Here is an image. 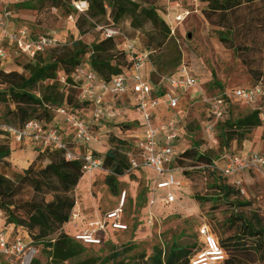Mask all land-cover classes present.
<instances>
[{"label":"rangeland","instance_id":"obj_1","mask_svg":"<svg viewBox=\"0 0 264 264\" xmlns=\"http://www.w3.org/2000/svg\"><path fill=\"white\" fill-rule=\"evenodd\" d=\"M66 1L61 0L59 7H53L51 0H31L29 3L11 7L14 13L13 19L9 22L11 29L23 28L31 36H51L58 41L57 47L46 51L39 61L47 62L52 54L59 56L72 53L75 42H81L90 48L102 38V32H105H99L97 28L103 30L110 28L120 32L122 37H119V40L125 37L131 41L135 50L149 52L144 68L146 75L156 84L176 70L172 65L178 57V66L184 64L187 67L191 75L198 80V85L207 97L223 96V94L231 96L235 89L254 87L259 82L264 85V27H255L248 31L239 30L250 16L264 15L262 2L255 3L258 9L256 11H250L243 6L229 13L227 21L231 23L229 25L232 23L235 25V31L232 33L209 24L199 13L204 8L200 2L194 6L190 0H174L172 1L174 10L179 8L193 13L177 27L174 37L169 38L160 49L152 51L146 45L152 35L150 25L144 26L142 30H134L127 19L114 24L111 19L104 16L89 20V24L80 31L78 19L83 14H79L72 7V3ZM151 3L153 4L154 1L152 0ZM221 37L233 42V47L229 48V43H226L228 47L224 45L220 41ZM9 49V62L3 69L8 73L16 72L28 76L25 68L37 63L36 57L30 59ZM56 80L59 84V92L73 94L76 97L72 88L62 83L59 74ZM49 83L38 84L31 92L39 96L40 91ZM197 93L195 88L188 94L177 93L178 108L171 112L160 106L159 117L166 120L171 119L173 115L180 120L183 117L186 132L184 139L178 143L179 151L185 148L196 149L199 153L216 158L221 151L219 140L217 147L210 148L204 139L200 127L206 120V108L197 98ZM111 102L119 115L111 122H102L99 127H93L92 134L97 140L87 146H80L76 151L78 156H82L87 151L96 153V156L102 158L108 151L119 155H124L125 152L135 153L137 139H134V135L140 129V116L135 113L129 97L113 99ZM13 108L10 102L0 103V130L3 126H16L8 114ZM254 111L259 113L261 125L253 129L240 146L236 142H231L229 145L231 150L239 155H243L244 151H250L251 154L264 156V98L250 104L231 98L227 117L217 125L219 136L220 128L226 121L244 118ZM53 116L55 119L53 125L68 141H71L72 138H69L70 135L66 136V131L70 134L72 129L65 116L55 112ZM124 126H129L130 129L126 130ZM15 148L21 150L22 147ZM184 166L182 176L178 172L174 173L175 180L181 181L183 185L171 190L175 202L167 206L158 198L154 206H149V199L152 197L149 189L152 184L151 179L154 177L151 171L129 170L118 178L116 194H113L106 185L105 178L108 171L104 168L84 174L72 191L75 201L72 212L77 213V219L74 222L70 221L62 231L71 238L83 234L91 222L102 219L106 213L118 208L123 193H125V202L122 207V221L127 225L128 230L117 232L108 227L105 233L106 241L102 246L94 245L86 248L85 258L101 259L96 264H148L156 251H160L164 259L173 246L185 248L192 255L197 247L202 245L198 237L201 226H207L219 242L220 236L225 239L238 234L239 222L234 226L231 225L234 217H242L257 229H264V177L259 174L244 176L242 178L244 195L238 192L225 198L213 189L215 182L223 183L221 178L218 179L202 168L194 169L190 162ZM13 169L14 172H22L16 167ZM3 170L4 168L0 166V173ZM160 192L165 193L164 190ZM30 198V191H25L15 200L19 202ZM47 200L50 201L51 198L48 197ZM239 204L246 205L239 206ZM21 237L27 245L26 253L32 256V260H37L38 263L35 264H52L43 244H30L29 239ZM246 242L248 246H252L250 247L252 252L249 250L250 252L243 255L236 254L238 264H264V255L253 253L255 241L247 239ZM113 254H117V258H113ZM0 264L11 263L0 258Z\"/></svg>","mask_w":264,"mask_h":264},{"label":"trees","instance_id":"obj_2","mask_svg":"<svg viewBox=\"0 0 264 264\" xmlns=\"http://www.w3.org/2000/svg\"><path fill=\"white\" fill-rule=\"evenodd\" d=\"M51 1L53 7H59L61 3V0ZM72 1L85 2L88 5L87 11L78 19L80 31H83V28L89 24V20L107 16L114 24L129 20L130 26L134 30H142L144 26L150 25L152 35L148 38L146 45L152 51L160 49L169 38L174 37L171 36L169 25L164 19L165 7L159 5L157 0H153L154 5L151 3L152 0H67L66 2L72 3ZM199 2L204 5L199 13L209 24L234 33L235 25L233 23L229 25L231 23L227 21L229 13L243 6L250 11H256L258 9L255 3H264V0H198ZM231 18H233L232 15ZM255 27H264V15L250 16V19L243 23L239 30L248 31ZM220 41L224 45L229 43V48L233 47V42L226 38L221 37ZM72 49H74L72 53L68 52L65 55L52 54L47 62L39 61L43 54L37 56V63L25 68L28 76L16 72L0 71V103L10 102L14 106L13 110L8 111L13 124L16 125L12 127H21L31 120L38 121L44 128L53 126L55 120L53 113L58 114L57 111L60 109L67 114L78 115L87 121L93 104L79 102V82L75 80L74 76L76 69L87 55L92 72L103 83H109L113 78L123 76L130 66L128 54L120 50L113 39L101 38L90 48L81 42H75ZM178 64L179 58L176 57L175 63L172 65V68H176V70L169 77L177 76L181 67V64L179 66ZM57 74L61 76L63 84L72 88L76 97L73 94L59 92ZM146 78L154 83L150 77ZM46 82L50 83L40 91L39 96L31 92L36 85ZM257 85L264 89L261 82ZM230 99L226 96L223 97L226 103V117ZM260 125L261 121L257 111L235 121H226L220 128L221 134L219 136L217 134L219 147L221 150H231L229 146L231 142H236L240 146L247 140L250 132ZM124 127L126 130L130 129L129 126ZM185 129L184 124L179 130V142L184 139ZM200 129L202 131V125ZM11 147V141L0 130V166L4 168L0 173L2 229L12 227L13 235H16L17 232L25 233L30 244H43L52 264H96L101 260L100 258H85L86 248L94 245L83 244L62 231V228L70 222V215L75 206L72 191L83 177V161L80 159L66 161L63 152L53 148L34 149L36 156L33 161L25 170L17 173L14 172L12 164L8 161ZM92 155L94 158L103 160V168L108 171L105 178L106 185L113 194H116L118 178L130 170L129 154L125 152L124 155H119L116 152L108 151L103 158L96 156V153H92ZM214 158L199 153L196 149L185 148L179 151L176 157V166L181 169L180 175L182 176V168L190 162L194 169L202 168L217 176L218 179H222L223 183L215 182L213 186V189L222 197L228 198L232 194H238L239 190L229 178L222 177L209 168ZM25 191H30L31 198L17 202L15 199ZM48 197L51 198L50 201L47 200ZM244 205L246 204H239V206ZM234 220L231 225L234 226L236 222H239L238 234L225 239L220 236L219 242L215 238L224 252V259L220 264H238L236 254L243 255L251 250L252 246L247 245V239L255 241L253 253L258 252L264 255V229H257L242 217H234ZM106 237L103 234L100 235L101 244L95 246H102ZM202 249L203 246L199 245L191 255L189 250L173 246L164 259L161 252L156 251L149 259L148 264H190ZM117 256V254H113L112 257L117 258ZM35 263H38L37 260L32 261V264Z\"/></svg>","mask_w":264,"mask_h":264},{"label":"built area","instance_id":"obj_3","mask_svg":"<svg viewBox=\"0 0 264 264\" xmlns=\"http://www.w3.org/2000/svg\"><path fill=\"white\" fill-rule=\"evenodd\" d=\"M28 0H0V71L8 73L3 69L9 62V51L15 52L34 59L50 49L57 47L58 41L51 36H31L25 29H11L10 20L13 18L11 7L27 2ZM174 0H157L159 5L165 7L164 19L169 25L171 36L175 35L179 27L193 12L190 10L176 9L172 6ZM198 0H190V3L197 6ZM72 6L79 14L87 11L88 5L85 2H74ZM196 13V11L194 12ZM71 19V18H70ZM102 39H113L120 50L128 54L130 66L123 76L113 78L109 83L98 80L88 63V55L75 71V80L79 82L78 100L81 103H92L93 108L89 119L85 121L78 115L67 114L64 110L57 111L67 119L72 129L71 141H66L65 135L55 126L44 128L38 121L31 120L21 127L3 126L2 132L11 141L12 146H27L34 149L44 150L53 148L64 154L66 161L80 159L83 161L82 172L89 174L103 169V160L94 158L92 153L87 151L82 156L77 155L80 146H87L97 138L92 134V127L100 123L111 122L119 115L115 109L113 99L129 97L136 114L140 116V136H134L135 153L129 154L130 171L148 170L154 177L151 179L149 206H154L158 199L163 205L173 204L175 198L171 190L180 187L181 181H176L174 173L180 174L181 169L176 166V157L179 154L177 149L179 143V130L184 125L181 117L176 115L162 123H155V112L160 106L168 111L174 112L178 108L179 98L177 93L188 94L193 88L197 90V98L205 106L206 120L202 124V133L210 148L218 146L216 128L218 123L225 120L226 103L223 97L233 98L246 104L255 103L264 96V89L260 85L247 89H235L231 96H208L198 85V80L191 75L187 67L182 64L177 76L167 77L159 84L152 83L145 77L144 67L149 57V52H139L134 49L131 41L122 37L115 29L103 30ZM105 96L111 99L106 101ZM71 134V135H72ZM243 155L232 150H221L212 164L211 170L218 175L229 178L234 186L244 195L243 177L251 174H259L264 177V156L251 154L244 151ZM164 190L163 194L160 192ZM125 193H123L118 208L105 214L89 224L87 230L75 236V240L86 245H100V235H105L107 228L117 232L128 230L127 225L122 221ZM2 212L0 211V258L8 260L11 264H32V256L27 254V245L22 237L28 239L25 233L17 232L13 235V228L2 229ZM77 219V213L71 212L70 221ZM199 239L203 249L191 260L190 264H218L224 259V252L219 247L217 240L210 229L203 225L198 230Z\"/></svg>","mask_w":264,"mask_h":264},{"label":"crops","instance_id":"obj_4","mask_svg":"<svg viewBox=\"0 0 264 264\" xmlns=\"http://www.w3.org/2000/svg\"><path fill=\"white\" fill-rule=\"evenodd\" d=\"M14 14V13H13ZM13 19V18H12ZM144 74L146 75V72H145V68H144ZM147 76V75H146ZM201 88V87H200ZM122 98V97H121ZM106 101H108L109 99H111L109 96H105L104 98ZM120 99V98H119ZM117 100V99H116ZM165 120V118L161 119L159 117V110H157L155 112V123L157 124H160L162 123V121ZM138 130V129H137ZM140 132L141 130L139 129V132L137 131V133H135L134 136H140ZM66 136L67 135H70L69 138L71 137L72 138V135H71V132L69 134L68 131H66ZM137 134V135H136ZM68 137V136H67ZM15 147L17 146H12V150H11V154H10V157L8 159V161L12 164L13 167H16V169H19L21 171L25 170L29 164L33 161V159L35 158L36 154L35 152L27 147V146H24L21 148V150H18L16 149ZM20 148V147H19ZM24 163V164H23Z\"/></svg>","mask_w":264,"mask_h":264}]
</instances>
